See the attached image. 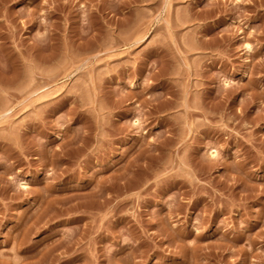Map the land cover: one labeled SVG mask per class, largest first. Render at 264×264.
<instances>
[{"label": "rangeland", "instance_id": "1", "mask_svg": "<svg viewBox=\"0 0 264 264\" xmlns=\"http://www.w3.org/2000/svg\"><path fill=\"white\" fill-rule=\"evenodd\" d=\"M0 264H264V0H0Z\"/></svg>", "mask_w": 264, "mask_h": 264}]
</instances>
